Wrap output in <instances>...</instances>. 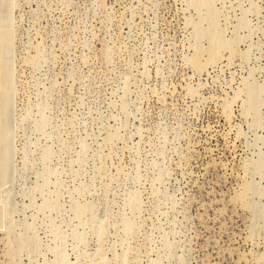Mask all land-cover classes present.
<instances>
[{"label":"rangeland","instance_id":"rangeland-1","mask_svg":"<svg viewBox=\"0 0 264 264\" xmlns=\"http://www.w3.org/2000/svg\"><path fill=\"white\" fill-rule=\"evenodd\" d=\"M0 264H264V0H0Z\"/></svg>","mask_w":264,"mask_h":264}]
</instances>
